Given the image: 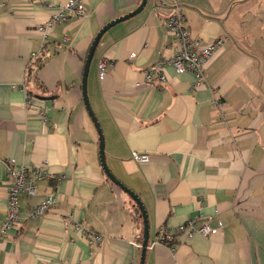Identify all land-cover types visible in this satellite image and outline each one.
<instances>
[{
  "label": "crops",
  "instance_id": "1",
  "mask_svg": "<svg viewBox=\"0 0 264 264\" xmlns=\"http://www.w3.org/2000/svg\"><path fill=\"white\" fill-rule=\"evenodd\" d=\"M67 1L0 0V233L10 167L32 172L46 164L50 174L36 196L20 195V219L0 239V264H140L143 218L103 171L82 79L95 37L142 0H83L87 16L70 14L45 38L39 27ZM167 1L148 0L109 29L93 57L88 96L107 165L147 211L145 264H264V0L184 4L200 47L225 40L198 88L193 74L171 65L164 85L145 81V69L179 51L162 21ZM133 153L150 161L139 163ZM49 196L57 198L54 207L28 218ZM193 218L197 227L221 223L223 230L176 241L174 251L152 247L161 227Z\"/></svg>",
  "mask_w": 264,
  "mask_h": 264
},
{
  "label": "built area",
  "instance_id": "2",
  "mask_svg": "<svg viewBox=\"0 0 264 264\" xmlns=\"http://www.w3.org/2000/svg\"><path fill=\"white\" fill-rule=\"evenodd\" d=\"M192 0H168L163 2L170 10L167 15L162 18L163 24L167 31L174 37L179 46V51L168 62H157L144 71L145 81L152 85H164L167 82L165 72L166 66L171 65L177 74L182 75L191 73L195 77V87H201L206 84V67L214 55L223 46L224 39L219 38L209 43L205 47H200V43L193 38L191 31L187 25V17L185 12V3ZM53 15L47 23L39 27V32L47 38L48 31L56 24L67 21L70 14L75 17L84 19L87 16L86 5L83 0H68L65 4L53 7ZM159 12V8H155ZM132 57H135L133 54ZM108 61L102 60L99 63L100 78L106 75ZM29 100L31 98L29 97ZM45 122L47 120L45 119ZM133 160L139 163H148L150 158L147 154L133 153ZM11 186L9 188V209L8 217L5 225L0 233L6 235L11 232L13 226L19 221V201L20 195L25 193L30 197L37 195V184L40 180L50 177L47 165H42L29 172L26 167L16 168L11 166L9 169ZM57 203L55 196H49L42 201L36 209L29 213L28 218L46 214ZM223 230V224L219 223L217 227H212L209 222H204L197 227L196 219H189L186 223L179 225L176 229L163 226L159 230V235L152 247L163 245L174 251L173 245L176 241L183 242L190 240L196 235L210 237L219 234ZM96 242L102 243L103 237L96 233H89Z\"/></svg>",
  "mask_w": 264,
  "mask_h": 264
},
{
  "label": "water",
  "instance_id": "3",
  "mask_svg": "<svg viewBox=\"0 0 264 264\" xmlns=\"http://www.w3.org/2000/svg\"><path fill=\"white\" fill-rule=\"evenodd\" d=\"M148 0H142V3L140 4V6L133 12L119 17L113 21H111L110 23H108L107 25H105L103 27V29L99 32V34L95 37L92 46L89 50L87 59H86V65H85V69H84V73H83V79H82V92H83V101H84V105H85V109L89 115V117L91 118L92 122L94 123L98 134H99V138H100V160H101V165L103 168L104 173L106 174L107 178L114 183L116 186H118L121 190H123L125 193H127L136 203V205L138 206L142 218H143V223H144V235H143V245H142V254H141V262L140 264H145V258H146V252L148 249V243H149V219H148V214L147 211L145 209V206L143 205L142 201L140 200L139 196L134 193L132 190H130L129 188H127L121 181H119L114 174L111 172V170L109 169L107 162H106V154H105V141H104V136H103V132H102V128L100 126V123L97 119V117L94 114V111L91 107L90 104V100H89V96H88V76H89V70H90V66L93 60V57L95 55L96 49L99 45V42L101 40V38L103 37V35L112 27H114L115 25L124 22L136 15H138L139 13H141L145 7L147 6Z\"/></svg>",
  "mask_w": 264,
  "mask_h": 264
},
{
  "label": "trees",
  "instance_id": "4",
  "mask_svg": "<svg viewBox=\"0 0 264 264\" xmlns=\"http://www.w3.org/2000/svg\"><path fill=\"white\" fill-rule=\"evenodd\" d=\"M42 61H43V58L41 57V58H38V60H37V65L38 66H40L41 64H42ZM31 96V95H30ZM140 214V213H139ZM140 221L142 220V217L140 216Z\"/></svg>",
  "mask_w": 264,
  "mask_h": 264
}]
</instances>
